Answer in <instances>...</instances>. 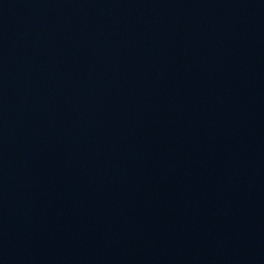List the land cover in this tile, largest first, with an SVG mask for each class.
Listing matches in <instances>:
<instances>
[{
    "label": "water",
    "instance_id": "obj_1",
    "mask_svg": "<svg viewBox=\"0 0 264 264\" xmlns=\"http://www.w3.org/2000/svg\"><path fill=\"white\" fill-rule=\"evenodd\" d=\"M0 264H264V0H0Z\"/></svg>",
    "mask_w": 264,
    "mask_h": 264
}]
</instances>
